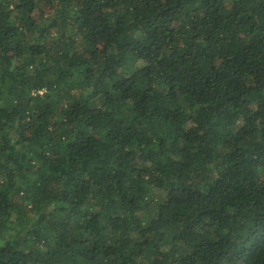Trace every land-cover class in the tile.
<instances>
[{"label":"trees","instance_id":"obj_1","mask_svg":"<svg viewBox=\"0 0 264 264\" xmlns=\"http://www.w3.org/2000/svg\"><path fill=\"white\" fill-rule=\"evenodd\" d=\"M0 264H264V0H0Z\"/></svg>","mask_w":264,"mask_h":264}]
</instances>
